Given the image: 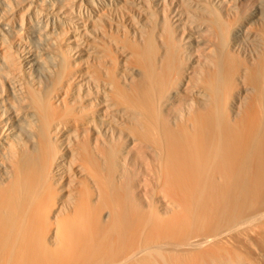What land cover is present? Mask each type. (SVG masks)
Instances as JSON below:
<instances>
[{"label":"bare ground","instance_id":"6f19581e","mask_svg":"<svg viewBox=\"0 0 264 264\" xmlns=\"http://www.w3.org/2000/svg\"><path fill=\"white\" fill-rule=\"evenodd\" d=\"M240 1L0 0V264H250L264 0L251 61Z\"/></svg>","mask_w":264,"mask_h":264},{"label":"rangeland","instance_id":"374dc122","mask_svg":"<svg viewBox=\"0 0 264 264\" xmlns=\"http://www.w3.org/2000/svg\"><path fill=\"white\" fill-rule=\"evenodd\" d=\"M258 1L241 0L240 2H236L233 13L229 10L226 11L231 27L240 24L249 25L247 32L240 36L234 46H232V51L245 55L247 61H251L250 59L254 58H251V56H254L253 48H255L256 41L261 39L262 35L258 24L256 21H253L256 18L252 16ZM224 11L222 13L225 14ZM256 226L257 223H254L240 230L244 233L246 241L243 245L237 246L236 254L242 259H248L250 264H264V233L256 228Z\"/></svg>","mask_w":264,"mask_h":264}]
</instances>
